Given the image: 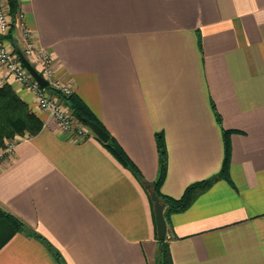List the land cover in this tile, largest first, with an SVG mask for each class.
Instances as JSON below:
<instances>
[{
	"label": "crops",
	"instance_id": "1",
	"mask_svg": "<svg viewBox=\"0 0 264 264\" xmlns=\"http://www.w3.org/2000/svg\"><path fill=\"white\" fill-rule=\"evenodd\" d=\"M19 11L56 79L147 184L92 131H62L13 82L44 125L0 164V208L27 226L0 264H158L148 189L160 173L157 135L160 189L178 199L221 171L224 130L229 177L165 216L173 263L264 264V0H20ZM13 39L22 44L20 30Z\"/></svg>",
	"mask_w": 264,
	"mask_h": 264
},
{
	"label": "trees",
	"instance_id": "2",
	"mask_svg": "<svg viewBox=\"0 0 264 264\" xmlns=\"http://www.w3.org/2000/svg\"><path fill=\"white\" fill-rule=\"evenodd\" d=\"M10 5V11L12 14L17 13L20 10V0H8ZM10 38H13V30L9 34ZM59 96L70 106L74 116L77 120L86 125L85 119L89 118L97 122L106 132H110L94 115L85 101L76 93L71 95H65L59 90H56ZM218 120L221 121L220 114H217ZM44 125L41 117L29 106V103L22 98L19 93L13 88L11 84H5L0 88V147L3 148L6 145V138H14L16 135L30 136L36 135L42 129ZM87 126V125H86ZM230 131L224 130V142H225V160L221 171L205 180L194 182L189 185L185 193L181 198H171L161 192V180L165 175L166 169V151L164 148V137L162 134H158V146L160 151L161 163L160 173L158 180L151 184L159 195L162 203L165 206V216L171 211H180L189 207L197 196L212 183L220 178H228V170L230 165V143H229ZM95 135V134H94ZM98 138L97 136H95ZM100 142L126 167H129L140 178V180L147 184L144 180L140 170L132 162L129 156L126 154L117 140L110 134V138L107 142H103L98 138ZM27 230L26 223L16 215L4 211L0 208V249L18 232ZM36 233V232H35ZM42 237L41 235H37ZM43 238V237H42ZM47 241V240H46ZM48 242V241H47ZM158 264H174L172 255L170 252L169 243L167 239L158 240Z\"/></svg>",
	"mask_w": 264,
	"mask_h": 264
},
{
	"label": "built area",
	"instance_id": "3",
	"mask_svg": "<svg viewBox=\"0 0 264 264\" xmlns=\"http://www.w3.org/2000/svg\"><path fill=\"white\" fill-rule=\"evenodd\" d=\"M12 30H20L21 45L9 37ZM21 55L48 81L46 87H42L28 70ZM15 81L34 93L37 107L47 112L62 131L71 133L74 138H84L91 132L77 120L70 106L56 92L59 90L65 95H71L73 90L70 85L56 79L54 60L45 48L35 43L32 31L24 22V14L21 11L12 14L8 0H0V88ZM27 137L31 136L26 134L7 141L6 145L0 148V164L6 155L13 152L17 143Z\"/></svg>",
	"mask_w": 264,
	"mask_h": 264
},
{
	"label": "water",
	"instance_id": "4",
	"mask_svg": "<svg viewBox=\"0 0 264 264\" xmlns=\"http://www.w3.org/2000/svg\"><path fill=\"white\" fill-rule=\"evenodd\" d=\"M21 59L32 75L39 81L42 87L48 85V81L38 72V70L31 64V62L24 56L21 55ZM86 125L91 131L103 142H107L110 138V134L106 132L97 122L86 118ZM150 197L154 205L155 220L157 226V235L159 240H165L167 237V222L165 217V206L162 203L156 190L151 186H148Z\"/></svg>",
	"mask_w": 264,
	"mask_h": 264
},
{
	"label": "rangeland",
	"instance_id": "5",
	"mask_svg": "<svg viewBox=\"0 0 264 264\" xmlns=\"http://www.w3.org/2000/svg\"><path fill=\"white\" fill-rule=\"evenodd\" d=\"M45 112V111H44ZM49 116V115H48ZM50 117V116H49ZM51 118V117H50ZM52 119V118H51ZM88 127V126H87ZM89 128V127H88ZM90 129V128H89ZM94 134V133H93ZM21 135H16V136H14V138H6L5 139V142H7V141H10V140H15V139H17L18 137H20ZM1 148V147H0ZM159 240V239H158Z\"/></svg>",
	"mask_w": 264,
	"mask_h": 264
}]
</instances>
